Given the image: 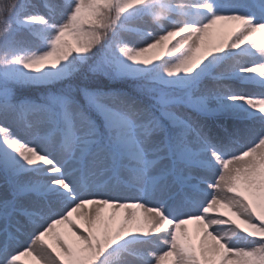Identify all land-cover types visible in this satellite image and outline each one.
Instances as JSON below:
<instances>
[{"label":"snow or ice","instance_id":"1","mask_svg":"<svg viewBox=\"0 0 264 264\" xmlns=\"http://www.w3.org/2000/svg\"><path fill=\"white\" fill-rule=\"evenodd\" d=\"M0 264H264V0H0Z\"/></svg>","mask_w":264,"mask_h":264},{"label":"rangeland","instance_id":"2","mask_svg":"<svg viewBox=\"0 0 264 264\" xmlns=\"http://www.w3.org/2000/svg\"><path fill=\"white\" fill-rule=\"evenodd\" d=\"M222 23L225 24L226 30H229V29H231L232 27H234L233 24H230V23H228V22H222Z\"/></svg>","mask_w":264,"mask_h":264}]
</instances>
